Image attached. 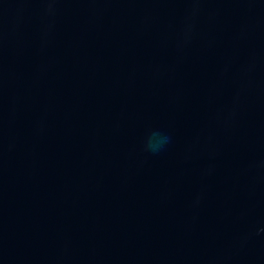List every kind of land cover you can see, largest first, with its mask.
Returning <instances> with one entry per match:
<instances>
[{
  "label": "water",
  "instance_id": "obj_1",
  "mask_svg": "<svg viewBox=\"0 0 264 264\" xmlns=\"http://www.w3.org/2000/svg\"><path fill=\"white\" fill-rule=\"evenodd\" d=\"M0 264H264V0H0Z\"/></svg>",
  "mask_w": 264,
  "mask_h": 264
},
{
  "label": "clouds",
  "instance_id": "obj_2",
  "mask_svg": "<svg viewBox=\"0 0 264 264\" xmlns=\"http://www.w3.org/2000/svg\"><path fill=\"white\" fill-rule=\"evenodd\" d=\"M51 2V0H50ZM51 7H49V11H51ZM192 38V24L189 23L186 25L184 34H183V42L187 43ZM169 142V138L159 134H153L146 143V150L151 151L153 153L158 152L163 149V147Z\"/></svg>",
  "mask_w": 264,
  "mask_h": 264
}]
</instances>
